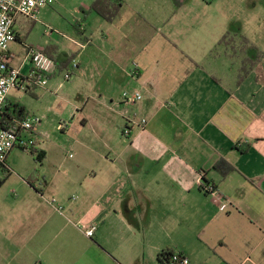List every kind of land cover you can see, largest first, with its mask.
I'll return each mask as SVG.
<instances>
[{
	"label": "crops",
	"instance_id": "crops-1",
	"mask_svg": "<svg viewBox=\"0 0 264 264\" xmlns=\"http://www.w3.org/2000/svg\"><path fill=\"white\" fill-rule=\"evenodd\" d=\"M92 1L54 0L14 22L4 59L19 84L3 118L17 125L15 105L39 116L31 136L45 153L48 123L76 127L70 147L91 153L77 160L83 171L58 177L60 159L49 180L0 204V264H162L167 251L189 264H264V0H121L111 21H81ZM38 23L51 31L37 37ZM240 35L262 53L243 77V56L220 43ZM28 46L55 62L44 85L29 76ZM124 90L141 98L125 102ZM220 158L233 166L224 175Z\"/></svg>",
	"mask_w": 264,
	"mask_h": 264
},
{
	"label": "built area",
	"instance_id": "built-area-1",
	"mask_svg": "<svg viewBox=\"0 0 264 264\" xmlns=\"http://www.w3.org/2000/svg\"><path fill=\"white\" fill-rule=\"evenodd\" d=\"M54 0H0V115L7 107L6 97L10 89L18 86L19 69L10 66L4 59L5 51L9 44L15 40V32L13 29L14 22L17 17L23 16L33 18L39 8L53 4ZM51 27L46 25V32H50ZM26 58L31 63L30 78L36 83L44 85L48 77L54 71L55 62L51 56L33 46L26 48ZM77 67V62L72 59L69 67L64 70V78L68 79L72 71ZM122 98L125 102L133 103L141 98L139 92L133 94L127 90L122 92ZM39 116L30 115L21 119L17 123V129L7 128L0 124V168L7 160V155L14 147L27 150L30 147H35L36 141L31 136L32 131L40 123ZM144 123L145 119H141ZM122 135L129 134V126L126 124L122 130ZM205 191H213L211 185H206ZM49 202L57 209L61 210L62 206L57 205L56 199L52 197ZM86 236H92L95 230V225H80ZM172 264H189L186 256L178 252H172L170 255Z\"/></svg>",
	"mask_w": 264,
	"mask_h": 264
},
{
	"label": "rangeland",
	"instance_id": "rangeland-1",
	"mask_svg": "<svg viewBox=\"0 0 264 264\" xmlns=\"http://www.w3.org/2000/svg\"><path fill=\"white\" fill-rule=\"evenodd\" d=\"M67 17L60 19L61 27L66 28L69 31H74L72 25L68 26L66 22ZM48 24L53 26L50 21ZM72 22V21H71ZM73 22L72 24H74ZM39 24V23H38ZM40 29L37 30L36 36L41 37L43 35L46 25L39 24ZM49 25V26H50ZM66 29H63L66 31ZM64 52H60V56H63ZM131 67L136 68V64L133 63ZM68 123V120H67ZM46 132L44 136H40L39 140L42 144V148L46 151L45 157L38 161L33 153L29 150H23L19 147H14L8 157V166L10 174L0 186V204H8L14 202L12 200L20 199L25 196L27 192V186L30 183L39 186L45 176L46 180H49L50 175L59 165V160L63 159L60 165V172L58 177L69 175L70 173H77L83 171L87 166L77 164V160L81 157V154H90V150L74 144L73 148L70 147V143L78 134L76 127L65 128L63 131L60 125L47 124ZM91 135V129L88 126L81 132V136L89 137ZM35 138V137H34ZM93 150L106 151L104 147L98 142H92ZM64 147V148H63ZM94 163V161H92ZM95 164V163H94ZM39 174V177L33 180L34 176Z\"/></svg>",
	"mask_w": 264,
	"mask_h": 264
},
{
	"label": "trees",
	"instance_id": "trees-1",
	"mask_svg": "<svg viewBox=\"0 0 264 264\" xmlns=\"http://www.w3.org/2000/svg\"><path fill=\"white\" fill-rule=\"evenodd\" d=\"M121 0H93L90 6L87 9H81L83 13V18H81V21L85 18V16L89 12H95L101 17H103L107 21H111L118 13L119 8L121 6ZM79 25L80 21L75 22L73 24V27L77 33H79ZM220 43H225L226 45H230L232 50L234 52H238V54L242 55V65H241V77L246 75V73L260 60L262 57V53L260 50H258L255 45H253L245 36L240 35L238 38V44L234 46V39L230 36H225L221 39ZM219 43V44H220ZM250 50H254V56L250 57L248 56V52ZM6 110V108H5ZM5 113V112H4ZM3 112L0 115V124L4 125L7 128L11 129H17V125L14 121H10L12 118H3V116H9L4 114ZM13 113L16 114L15 117L20 121L21 119L25 118L26 115L24 113V109L22 106L15 105L13 107ZM29 150L31 153H33L38 161H41L45 157V152L43 150H38L34 146L30 147ZM214 169L220 172L221 174H226L230 170L233 169V166L226 161L224 158H220L218 161H216L213 165ZM10 174V169L8 166L7 160L4 164H2L0 168V186L3 184V182L6 180V178ZM208 185V184H207ZM206 184L201 182V187L204 190ZM205 191V190H204ZM208 192V191H205ZM172 252L167 251V253H163L161 255V262L162 264H172L170 261V255Z\"/></svg>",
	"mask_w": 264,
	"mask_h": 264
}]
</instances>
